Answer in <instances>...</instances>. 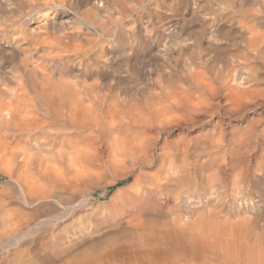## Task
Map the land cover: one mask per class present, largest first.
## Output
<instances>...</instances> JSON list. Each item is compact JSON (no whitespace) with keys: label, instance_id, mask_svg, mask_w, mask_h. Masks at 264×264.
I'll use <instances>...</instances> for the list:
<instances>
[{"label":"bare ground","instance_id":"obj_1","mask_svg":"<svg viewBox=\"0 0 264 264\" xmlns=\"http://www.w3.org/2000/svg\"><path fill=\"white\" fill-rule=\"evenodd\" d=\"M28 1L31 2L33 8H32V10L26 11V9H24V7H23L26 4V0H0V16L3 15L4 11L7 10L8 5L11 3H16V4L18 3L19 10H20V14L15 15L14 18L10 19V22H8L10 30L13 29L12 44L14 47H13L12 55L14 57V60L16 61V67H17L16 71L19 74V76H16V78H17L16 90L11 89L13 91L9 94V98L7 97V99H9V101L6 100L7 101L6 102L4 100L5 103L0 104V152L3 153V155L5 154L7 156L6 157L7 159L8 158L9 159L14 158L16 160L20 159L23 162V164L27 167L26 168L27 170L25 169L26 170V172L24 173L25 177H23L22 182L19 180V179H21V177H16V178H19V179H17V181H18L20 187L23 189V191L27 190V189H25L24 184L29 183L28 179L30 178V176H32L31 174L34 172L33 170L35 168H39V170L42 171L43 173H41L40 171L38 173L42 174L43 176L46 174V177H47L48 173L53 172V173H55L56 176H54V177L56 178L58 175L59 169H60L58 166V163H60L59 159H63L64 155L66 153L68 155H70L72 152H74L76 150V146H79V144L82 141H84V139L86 140V138H87V140H88V137H91V139L94 142L95 139L97 140L101 137L100 131L94 130L95 127H97V129H98V126H99L100 127L99 130H101L103 132L104 130L110 129V124L113 125L112 128H115V131H119L120 129H122L121 128L122 126L129 125L128 129L129 130L131 129V131H132V128H133V131H134V128H136L135 132L137 134V137L135 136L136 138H134V141L137 144H135V147H133V148L130 145L132 149L126 147L125 150H127V149L128 150L131 149V150H129V152H127L126 154L124 153V156H128L132 159H137V163L138 162L141 163L143 161V159L141 158V155H143V154L147 155V153H149V151L152 152L151 149L157 147V144H158L159 145L158 148L160 150V152H159V157H160L159 166L160 167L158 169L159 172L157 170V172H158V173H156L157 176L155 175L156 180H157V184L159 185V183H162V185L165 186V185H170V184L172 185V183H173L176 185V190H174V188H172V189L174 191H176L175 194L173 195V199H174L173 201H175L177 203V205L179 204L182 207L186 203L191 204V202L194 199L202 201V202L204 201L205 202L204 207L206 209H204L202 203L200 204V206L198 205V207L201 208V205H202V207L204 209V210H202V213L206 214L209 217L211 224H213L214 226L218 227V226H222V224H224V226H225V223L226 224L227 223L234 224V223H237L238 221H241V222L250 223L249 228L251 230L255 231V229H258V230H261L262 232H264V209H263L264 208V202L262 201V199H264V198H261V196H260V194L263 193L262 196L264 197V153L263 152H262L261 159L258 160L259 159L258 158L256 160H254V161L258 160L254 164H251L250 161L247 159L246 164H247V162H248V164L247 165L244 164L245 167L240 166L238 169L233 168L236 171L233 172L232 175H230L231 177L226 178V177H224V175H223V177H220L219 176L220 173L218 170H214L213 172L205 174V172L207 171V170H205L204 173L202 172L203 174H201V173L199 174L200 176L198 178V182H196L197 179H195L196 181H194V177H195L194 175L196 174L195 167L197 166L198 163L203 165V163H202L203 161L200 162L201 157H203L202 155L207 154L208 156H211L214 153L217 154L216 152L218 150L220 152V149L226 148V147H228V145H231V144H233V142L237 141V140L232 141V139H229L230 143L228 144L227 137H226V131H225L227 128L224 130V128L222 126L223 120L222 119H217V120L215 119L216 122H214L215 123L214 128L211 129L210 131H208L207 133L202 134L196 140V142H198V144L200 143L199 145L198 144L194 145V143H192L193 141L189 140V138H188V140H186V138H184L185 141H184V143L182 141L183 144H181L179 141L174 143L173 142L174 139H173V141L170 140V142L171 141L173 142V143H170L167 139V136L164 137L163 142H161L164 134L171 132V130L173 129L174 126H179V127H182L184 125L186 126L189 123H191L190 121H192L191 125L193 124L192 126H194L193 121H195L196 116H198L200 114L202 117L208 116L209 118H211V121H212L213 118L218 117L219 112H221V110L224 109V106H228L225 114H230V113L232 114L237 110L239 111L240 108L247 110L251 106L253 107L254 103H256L255 105H257L258 104L257 102L259 100H261V102L264 103V89H262L263 87H260L261 88L260 89L257 86L259 89H251L252 86L249 87V85H248L251 82V79L253 80V78H255V75L253 73L255 71H257L258 66L260 64L264 63V59L261 58V54L264 53V30H261L262 28L259 25V23H261L260 20H262V18H264V1L263 0H262V3L259 4V6L257 4L258 7L256 9H247V8L239 7L237 4L238 0H181V2H179L178 8H176V11L174 10V12H173V11H170L169 9H166V12H168V14L166 13L167 16H165V17L160 15V14H157L156 16L158 18V25H159L158 29H160V30L162 29V31L170 30V31H172V33H174V35H186L188 37V39H185V38L183 39V41L188 40V60L185 58L187 61L181 65L180 64L181 62H179V60L177 59L176 61L178 62V65H177V67H175V69L171 70L172 72H168L169 70H167V66H163V65L161 66L163 68V70L160 71V72H162L161 73V81L159 83L157 81L159 91L157 93L155 92L152 94H150L148 91V93H146L147 95L145 94L146 95V102H144L145 104H143V103L141 104L140 103L141 101L140 102L136 101L135 103L133 101L131 103L123 102L124 97L122 95V99L119 98V101L121 100L120 102L123 105L119 104L118 103L119 101L115 100L114 97H112L114 95L110 96L109 93L112 91V89H111V91H109V93L104 91V88H102L101 82H99L100 80L98 82L96 81V83H94V82L92 83V82H89L88 79L94 71L99 73L100 70L103 69L104 67H106L108 64L110 67L115 68V70L117 71V73H118V86L124 89V88L129 87L128 84H130L134 80V78L132 76H134V75L139 76L142 69H143V71H145L147 73L152 71V68L147 67V65L140 67L142 65H140V66L138 65L139 59L137 56H135V57H137L136 62L132 64V62L129 61V62H131L132 65L131 64L130 65L132 67L130 66L131 68H129V66H128V69H132V71L134 73H132V71H131V73L134 75H132L130 73V75H132V76H130L131 78L128 77L126 79V77H127L126 73L127 72L125 70V67H126L125 62H126V58H128V56H127L128 54H126V52L123 51L124 50L123 47H126L127 44H131L134 47H137L139 45L138 43L140 42L139 39H142V35H143L142 30L143 29L139 28V23L141 24V22L144 18V14L139 11V5L142 3V0H131V1H127V0H71V2H69V3L66 2L65 0H28ZM160 1H161V4H163L165 6L167 5L168 7H170L169 0H160ZM240 1H242V0H240ZM245 1H247V0H245ZM156 4H157V2H156ZM29 6H28V8H29ZM158 6L161 7V5H158ZM149 7H151V6L149 5ZM68 10L69 11L72 10V11L69 12ZM154 11H156V10H154ZM152 13H153V11H152ZM184 13L188 14V23L186 22V18L184 16ZM147 15H149V14H147ZM129 18H130V20H132L131 29L133 30V32H131V33H133V37H131V39H129V36H127L126 33L124 32L126 29L124 21H126V19H129ZM37 19H41L44 21V23L42 22L43 26H41L42 29L44 28L43 31L42 32H40V31L34 32L33 30L29 31L27 26H26V23H30V22L35 23L37 21ZM130 20H129V22H130ZM148 21H149V19H148ZM263 21L264 20H262V22ZM80 23L81 24L87 23V25H89V27H94V28L96 27L97 29H99L101 31L100 32L101 37L99 38L97 36L99 38L98 41L100 42V44H102L104 42V39H107V40L111 41L113 44L115 43L117 45L115 48V56L113 55L114 57L111 58L112 61L110 59L109 53H107V50H108L107 47H104L101 45L103 48L100 46L101 47L100 52L99 53L96 52L97 51L96 40L90 46L89 45L86 46L87 48L85 46L80 45V44H76L78 40L74 41L76 43H74L73 41L71 42L69 40H68V42L66 41V39H68V38H66L67 36L65 34H61V33L68 32L69 36H70V34L77 36L80 33V29L83 28L82 25L77 26ZM0 26H2V25H0ZM148 26H149V23H148ZM154 26H156V25H154ZM35 27H36V25H35ZM39 28L40 27H38V30H40ZM129 28H130V26H129ZM153 29L154 28H152V30ZM5 30H6V28H5ZM4 35H6V34H4ZM82 35L83 34H81V36ZM151 35H152V33H151ZM229 35H232L231 37H233V38L239 39L240 43H242L241 44L242 46L240 45L241 47H238L236 45V43H224V41H225L224 37L229 36ZM145 36H146V34H145ZM95 37H96V35H95ZM73 38H75V37H73ZM144 38L148 39L149 35H148V38H147V36ZM77 39H79V38H77ZM146 39H143L144 44H147L148 42H150V40H146ZM161 39H162V41H164V38H161ZM204 42H206V47H204ZM106 44H105V46H106ZM109 44H110V42H109ZM172 47H167V42H162L160 44H157V49H155V54L151 57V58H153L152 61H154L155 58L158 59V58L165 57L166 54L168 53L167 51L170 50ZM177 48H179V47L174 46V50ZM206 50H209L208 54H206ZM90 52L91 53L95 52L96 54L90 55V60H89L90 62L85 63L84 70L80 66H79V68H77L74 77L71 76L72 78L71 77L70 78L69 77L64 78L65 74L62 72H64L65 70L61 71L60 70L61 67L59 68L60 72H58V73L56 72V68H58L57 65H59L58 63L62 62L64 59H66V62H68V60H69L68 58H70L71 55H77L78 56V55L82 54V55L86 56ZM219 52L224 53V55H222V57H220L218 55ZM9 53H10V51H9ZM127 53H130V51L129 52L127 51ZM131 53H132V51H131ZM152 54H153V52H152ZM180 55H182V54H180ZM0 56H1V54H0ZM106 57H107L106 60H102V58L104 59ZM145 58H149V57L146 56ZM108 59H110L109 62H107ZM162 59H164V58H162ZM134 60L135 59H133V61ZM64 62H65V60H64ZM69 62H68V64H69ZM72 62L73 61H71V63ZM143 62H145V61H143ZM172 66L174 67L176 65L174 64ZM10 67H8V68H10ZM12 67H13V65H12ZM63 68H64V65H63ZM129 72H130V70H129ZM157 74H156V76L158 79L159 74L158 75ZM66 75H68V74H66ZM70 75H71V73H70ZM262 75H261V77H263ZM80 77H83V78H80ZM153 77L154 76H152V78ZM259 77H257V78H259ZM262 79L264 80V78H262ZM136 81H135V83H136ZM13 82H14V80H13ZM152 83H153L152 85H154V82H152ZM145 85H147V84H145ZM136 88H137V86H136ZM151 88H153V87H151ZM154 88H156V87H154ZM1 91L3 93L2 89H0V93H1ZM115 94H117V96H120L119 91H118V93L116 92ZM131 96H132V94H131ZM135 96H136V94H135ZM129 97H127V98L129 99ZM135 100H137V99H135ZM222 100H225L224 101L225 104L224 105L222 104L223 106L221 105ZM0 101L2 102V99ZM250 103H252L253 105H251ZM244 104L249 105L250 107L246 106ZM2 105L3 106L5 105V106L3 107ZM22 105H24V106H22ZM255 105H254V107H255ZM246 110L244 112H239V113L243 114L246 112ZM222 113H223V111H222ZM239 113H238V115L240 116ZM263 113H264V110H263ZM242 114H241V116H242ZM236 115H237V113H236ZM106 117L112 118L111 122H109V121L107 122V120H104V119H107ZM221 118H223V117H221ZM258 118L259 117H257V119ZM236 119H237V117H236ZM252 119H255V118H251V120ZM203 120L205 121V118ZM101 121L102 122L104 121V122L102 123ZM197 121L202 123V121L201 120L199 121V119L196 120V123H198ZM100 122L102 123V125H100L101 124ZM252 122H253V120H252ZM226 124H228V123H226ZM249 124H250V122H249ZM262 124H264V122H262L261 119H258V121L256 122V125H254L252 128H249L250 130H248V132L246 131L247 134H249V133L255 134V132H257L261 128ZM119 126H121V127H119ZM245 127L247 128L246 124H245ZM238 130H241V129H238ZM263 130H264V128H263ZM45 131H46V135L45 134L44 135L39 134L42 132L44 133ZM262 132H264V131H262ZM111 133H112V131H111ZM236 133H237V131H236ZM233 134H232V138H233ZM244 134L245 133H243V135ZM108 135H110V133ZM128 135L126 137H128ZM255 135L257 137V134H255ZM262 135L264 136V133ZM65 137H67V143L66 144H68V149H67V147L65 148V145H66L65 144L66 139L64 142ZM84 137H86V138H84ZM103 137H106V136H103ZM109 137H111V136H109ZM182 137H184V136H182ZM249 137H251V136L249 135ZM229 138H231V137H229ZM238 140H240V139H238ZM243 140H245V139H243ZM243 140H242V143H243ZM248 140H245L244 144ZM89 141H90V139H89ZM250 141H251L250 143H253L252 139H250ZM104 142H106L105 145L108 146L107 142H109V140L108 141L105 140ZM85 143H86V141H85ZM87 143H89V142H87ZM130 143H131V141H130ZM256 143L258 144V142H256ZM127 144H129V143H127ZM253 144H255V143H253ZM91 145L94 146V144H91ZM109 145H111V144H109ZM260 145H261V143H260ZM88 146H90V145H88ZM250 146L252 148L251 144L249 145V147ZM255 146H256V144H255ZM102 147H101V149H102ZM109 148H110V150H112V148L110 146H109ZM248 149H246V151H248ZM93 150L96 151V153H98V154H99V152L102 153L101 152L102 150L97 151V148H95ZM240 150L238 151V149H237L238 152H240ZM246 151L242 152L243 153L242 155H244V153ZM79 152H78V154H79ZM91 152L89 155L93 156ZM232 152H235V151L233 150ZM250 152H252V151H250ZM250 152H247V156H248V153L250 154ZM75 153H74V156H76ZM87 153H89V152H87ZM96 153H95V155H96ZM104 153H105V151H104ZM230 153H231V151H230ZM85 154L86 153L84 152L83 155H85ZM222 154H221V156H223ZM36 155H40V157L38 156L39 158H36L37 157ZM103 155H105V154H103ZM232 155H233V153H232ZM82 156L80 155V158ZM214 156H216V155H214ZM236 156H237V154H236ZM247 156H244V159H245V157L247 158ZM106 157H107V155H106ZM145 157H147V156H145ZM232 157L233 156H231V158ZM258 157H260V156H258ZM100 158H102V157L100 156ZM107 158H109V157H107ZM212 158H214V157H212ZM1 159H2V157H1ZM5 160H3V159L0 160L1 161L0 164H2V166H3L2 161L5 162ZM16 160H14V161L16 162ZM35 160L37 161L36 164H35ZM101 160L102 159H100V161ZM110 160H109V162H110ZM113 160H111V161H113ZM205 160H207V159H205ZM222 160H223V158H222ZM235 160L237 163L238 160L236 159V157H235ZM100 161L97 160L94 163H98V165H99ZM114 161H116L115 164H117V160H114ZM225 161L227 162V159ZM230 161H232V160H230ZM61 162H63V160ZM223 162H224V160H223ZM94 163H91V164L93 165ZM106 163H108V162L106 161ZM106 163H105V166H106ZM142 163H144V162H142ZM150 163H152V162L150 161ZM78 164H80V159H79ZM81 164H80V167H82ZM86 164H85V167L83 168L84 170L86 168ZM110 164L112 165L114 163L112 162ZM18 165L19 164H17V166ZM65 165H66V163H65ZM136 165H138V164H136ZM204 165H205V162H204ZM234 165H232V166L234 167ZM4 166L7 167L6 165H4ZM95 167H94V169H95ZM203 167L205 169V166H203ZM15 168H14V170H15ZM62 168L63 167H61V169ZM105 168H107V167H105ZM229 168H232V167H229ZM2 169H7V168H2ZM99 169L101 170L100 167H99ZM8 170H9V167H8ZM20 170H21V168H20ZM36 170L37 169H35V171ZM63 170H64V168H63ZM100 170H99V172H100ZM109 170H111V169H109ZM13 171H12V173H13ZM74 171H76V170L74 169ZM95 171H97V173H99L98 170H94V172ZM5 172L8 173L7 170ZM17 172H18V170L16 171V173L15 172L14 173L18 174ZM89 172H90V170H89ZM146 172H147V170H146ZM223 172H224V169H223L222 173ZM228 172L231 173L232 171L230 172V169H229ZM19 173L21 174L22 170ZM35 173L33 174L34 177L36 175H38V174L35 175ZM62 173H64V177H65L67 174V171L64 170ZM9 174H11V172H9ZM72 174L75 175L74 172ZM226 174L228 175L227 172H226ZM21 175L23 176V174H21ZM52 175H54V174H52ZM87 175H89L88 172H87ZM87 175L84 174L85 177ZM91 175L92 174H90V178L92 177ZM93 175L95 176L96 174H93ZM143 175H145V174H143ZM227 175H225V176H227ZM82 176H80V178L84 179L85 177L83 176L84 177L83 178ZM149 176H150V174H149ZM44 177H42V178H44ZM54 177H51V178H54ZM110 177H111V175H110ZM150 177H152V176H150ZM14 178H15V176H14ZM37 178H39V175L37 176ZM87 178H89V176ZM100 178H101V175H100ZM137 178L138 177H136V179ZM148 179H150V178H148ZM152 179H154V177H152ZM13 180H15V179H13ZM57 180L55 179L53 181L56 182ZM66 180H68V179H66ZM75 180H76V178H75ZM156 180L155 179L153 180L154 183L156 182ZM158 181H159V183H158ZM64 182H66V181H64ZM67 182H69V181H67ZM132 182H133V180H132ZM138 182H139V180H138ZM30 183L32 184L31 181H30ZM31 184H30V186H31ZM37 184H38V186H41L43 184V179H42L41 185L39 183H37ZM45 185H46V187H44L42 189L37 187L39 189V191L42 190L40 193V196L38 198V200H40V201L42 199H46V201H47L48 200L47 198L51 199V197L53 196L54 191H55L54 185L49 186V185H47V183H45L44 186ZM70 185H71V182H70ZM76 185L78 186V184H76ZM81 185H82V183H80V186ZM26 186L29 189L30 186L29 185H26ZM157 186H156V188H157ZM149 187L151 188V186H149ZM165 187L167 188L168 186H165ZM129 188H131V187H129ZM145 188H147V187H144V189ZM30 189H32V187ZM135 189H137V188H135ZM154 189H155V187H154ZM65 190H66V188H65ZM67 190H69V189H67ZM70 190H72V189H70ZM139 190H140V192H139V194H140L141 189H139ZM31 191L32 190H30V192ZM124 191H123V193H124ZM159 191L162 192L163 190L161 191V189H160ZM166 191H167L166 194L171 192L170 190H166ZM168 191H170V192H168ZM174 191H173V193H174ZM131 192H129V193H131ZM33 193H34V191H33ZM173 193L171 192L170 194L172 195ZM132 194H133V192H132ZM143 194H144V192H143ZM153 194L155 195L156 193H153ZM57 195H61V194H57ZM145 195H148V194H145ZM117 197H118V195H117ZM133 197H135V194ZM152 197L154 198V196H152ZM24 198H25V196H24ZM167 198H168V196H167ZM170 198H172V197H170ZM116 199H118V200L121 199V196H120V198L118 197ZM122 199H123V196H122ZM137 199H139V198H137ZM158 199L159 198H157L156 201ZM64 200H65V198H64ZM135 200H136V198H135ZM135 200H133V202ZM147 200H148V198H147ZM23 201H24V199H23ZM85 201H87V200L85 199ZM113 202L117 203L115 201H113ZM161 202H162V200H161ZM54 204H55V201H54ZM63 206H64V204H63ZM70 206H72V205L70 204ZM112 206H114V204H112ZM8 207L11 210V207L10 206H8ZM193 207H192V209H193ZM22 208H24V206ZM56 209L58 210V208H56ZM182 209H184V208L182 207ZM12 210H11V212H12ZM26 210H28V209H26ZM61 210L62 209H60V211ZM64 210H65V208H64ZM184 210H187V209H184ZM8 211H6L7 215H8ZM14 211H16V209ZM29 211H31V210H29ZM56 211H54V214ZM125 211H126V209H125ZM134 211H135V207H134ZM190 211L193 213L192 210H190ZM190 211H187L188 215H189L188 212H190ZM177 212H178V210H177ZM177 212L175 210V212L172 213V219L171 220H173V219L175 221L178 220V218H179L178 216L180 214H177ZM198 212H200V211L198 210ZM1 213H3V212H1ZM32 213L30 215H33V217L38 216L36 214L34 216V214H32ZM143 213H142V215H143ZM178 213H180V212H178ZM202 213H200L199 216L200 215L203 216ZM52 214H50V215H52ZM121 214H123V213H121ZM14 215H15V213H14ZM30 215H28L29 219H30ZM41 215H42V213H41ZM41 215L39 213L38 219L40 218ZM43 215H44V213H43ZM46 215H47V213H46ZM0 216H1V214H0ZM190 216H193V215H190ZM50 217L52 218V216H50ZM4 218H3V220H4ZM42 218H44V217H42ZM59 218H62V217H59ZM64 218H66V217L64 216ZM127 218H128V216H127ZM68 219H71V218H68ZM0 220H2V219L0 218ZM5 220H7V217L5 218ZM5 220H4V222H6ZM9 220H11V219L9 218ZM31 220H32V216H31ZM43 220H45V219H43ZM34 221L36 222V220H33L32 223H35ZM204 221H205V219H204ZM248 221H250V222H248ZM4 222H3V224H4ZM41 222L44 223L42 220H41ZM41 222L39 221L38 224L35 223L34 225L30 222L32 224V226L30 227V229H27V230L32 231L35 227H37V225H40ZM261 223H263V224H261ZM202 224H203V222H202ZM44 225H46V222ZM25 227H27V226H25ZM206 228H207V226H206ZM1 229H3V228H1ZM20 229H22V228H19V229L17 228V231ZM23 229H24V227H23ZM208 229H209V227H208ZM27 230H25V231H27ZM6 231H5V236H8V239L4 240L3 243L1 242V244H0V251L1 252L9 250L12 247L18 246V244L22 240V237L26 234L25 231L24 232L22 231L23 234L20 233L17 235H15V234L13 235L12 234L13 231H12L11 234H12L13 238L12 237L10 238L9 237L10 233H7V234H9V235H7ZM29 231H27V232H29ZM209 231H210V229H209ZM228 231H229V229H228ZM154 232H156V231H154ZM206 232H207V230H206ZM224 232H227V230H225ZM18 233H19V231H18ZM39 233H40V231H39ZM166 233H168V232H166ZM248 233H250V231ZM27 234H29V233H27ZM250 234H248V237ZM2 236H4V234L1 235L0 237L2 238ZM158 236H160V235H158ZM246 237H247V233H246ZM229 238H231V237H229ZM251 238H252V235H251ZM218 240H219V238H218ZM236 240L238 241V239H236ZM248 240L249 239H247V241ZM252 240H253V238H252ZM225 241L227 242V240H225ZM230 242H231V240H230ZM222 244H221V247H222ZM248 244H250V243H248ZM232 246H234V245L231 244V247ZM231 250H232V248H231ZM15 251H16V248H15ZM236 251H237V249H236ZM224 252L225 251H223V253ZM239 252H240V250H239ZM228 253H230V252H228ZM232 253L233 252H231V254ZM242 255H243V253H242ZM226 256L229 257L228 255H226ZM254 257H255L254 255L249 254L246 258L245 264H255ZM231 258H233V257H231ZM224 259H225V257H224ZM227 259H229V258H227ZM227 259H225V260H227ZM230 260H231V262H233L232 259H230ZM221 262L224 264V262L222 260H221ZM218 263H220V262H218ZM233 264H234V262H233ZM238 264H240V262H238Z\"/></svg>","mask_w":264,"mask_h":264},{"label":"rangeland","instance_id":"obj_2","mask_svg":"<svg viewBox=\"0 0 264 264\" xmlns=\"http://www.w3.org/2000/svg\"><path fill=\"white\" fill-rule=\"evenodd\" d=\"M65 1L68 3L71 2V0H65ZM127 1H131V0H127ZM156 2H157V4H156ZM179 2H181V0H169L170 7H168L167 5L165 6V5L161 4L160 0H153V1L152 0H142V3L139 5V11L144 14V18H143L141 24L139 23V28L143 29L142 30L143 35H142V39H139L140 42L138 44L140 46L138 45L137 47H134L131 44H127L126 47H123L124 48L123 51L126 52V54H128L127 55L128 58H126V62H125V66H126L125 70L127 72V73L125 72L127 74L126 79L128 77L131 78L130 76L134 75V74H132L134 72L132 71V69H128V66H129V68H131L132 67L131 65L136 62L137 57L139 59L138 65L139 66L142 65L140 67H143L145 65H147V67H149V68L151 67L152 68V71H150L151 73L148 72L149 73L148 74L147 72L143 71V69H142L139 76L138 75L132 76L134 78V80L132 79L133 81L130 84H128L129 87L123 89V88L118 86V73H117V71L115 70V68H112L107 64V66L104 67L103 69H101L99 73L94 71L92 73V75H90L88 81L92 82V83L93 82L96 83V81L98 82L100 80L99 82H101L102 88H104V91L109 93V91H111V89H112V91L114 90L113 92L111 91L112 93L110 92L109 94H110V96L114 95L112 97H114V99L117 101H119V98L122 99V95H123V97H124L123 102L131 103L133 101L135 103L136 101L137 102L141 101L140 102L141 104L142 103L145 104L144 102H146V95H147L146 93H148V91L150 94L155 93V92L157 93L159 91L157 84L161 81V73L162 72H160V71L163 70V68L161 66L162 65L167 66V70H169L168 72H172L171 70L175 69V67H177V65H178V62L176 61L177 59L179 60V62H181L180 63L181 65L188 60V40L183 41L184 38L188 39V37L186 35H174V33H172V31H170V30H167L168 31L167 32L165 30L162 31V29L161 30L158 29L159 25H158V18L156 15L160 14L164 17L167 16L168 12H166V9H169L170 11H173V12H174V10L176 11V8H178V6H179ZM261 3H262V0H251V1L250 0H247V1L238 0L237 4L239 7H243V8H247V9H256L259 6V4H261ZM257 4H258V6H257ZM149 5L151 7H149ZM158 5H161V7ZM28 6H29V8H28ZM23 7H24V9H26V11L32 10V8H33L31 2L28 0H26V4ZM154 10H156V11H154ZM70 11H72V10H70ZM152 11H153V13H152ZM17 14H20L18 3L17 4L11 3L8 5L7 10L4 11L3 15L0 16V23H1L0 25H2V26H0V28H1L0 29V54H1V56H0V89H2L3 93H4L3 94L2 91L0 93L1 94L0 100L2 99V102L0 101V104H2V103L4 104L6 100L9 101V99H7V97L9 98V94L14 89L16 90V88H17L16 87L17 86L16 76H19V74L16 71V68H17L16 67V61L14 60V57L12 55V51H13V47H14L12 44L13 29L11 28L12 30H10V27L8 25V22H10V19H13L14 16ZM147 14H149V15H147ZM184 16L186 18V22L188 23V14L184 13ZM148 19H149V21H148ZM129 20H130V18L126 19V21H124L125 27H126L124 32L126 33L127 36H129V39H131V37H133V33H131V32H133V30L131 29L132 20H130V22H129ZM262 20H264V18H262ZM262 20H260L261 23H259V25L262 28L261 30H264V26H263L264 21L262 22ZM42 22L44 23L43 20L37 19V21L35 23H31V22L26 23V26H27L29 31L33 30L34 32H37V31L42 32L44 29V28L42 29V27H41V26H43ZM148 23H149V26H148ZM35 25H36V27H35ZM80 25H82L83 28L80 29V33L78 35L76 34L77 36H75L73 34H70V36H69L68 32H66L67 34L61 33V34H65L67 36L66 38H68V39L65 38L67 42H68V40L71 42L78 40L77 43L76 42H74V43L80 44V45L86 47L88 45L90 46L96 40V42H97V51L96 52L97 53H99L101 50V47L104 46V47L108 48L107 53H109L110 59L115 56V48L117 46L115 43L113 44L111 41L104 39L105 43L103 42L102 44H100L98 39L101 37V35H100L101 31L99 29H97L96 27L95 28L89 27V25H87V23L86 24L80 23L77 26H80ZM154 25H156V26H154ZM129 26H130V28H129ZM38 27H40L39 28L40 30H38ZM151 27L154 28L153 29L154 31L152 30ZM5 28H6V30H5ZM144 33L146 34L147 38L149 35L148 39L144 38V37H146ZM151 33H152V35H151ZM4 34H6V35H4ZM81 34H83V35L81 36ZM95 35H96V37H95ZM229 36L224 37V40H225L224 43H236V45L238 47L242 46L241 45L242 43H240L239 39L231 37L232 35H229ZM73 37H75V38H73ZM76 37L79 39H77ZM161 38H164V41H162ZM143 39L150 40V42H148L147 44H144ZM109 42H110V44H109ZM162 42H167V47L173 46L172 47L173 49L171 48L172 50L170 49L167 51L168 53L166 54V56L162 57L164 59H162V58L156 59L155 58L154 61H152L153 58H151V57L155 54V49H157V44H160ZM105 44H106V46H105ZM174 46H177L179 48L174 50ZM204 47H206V42H204ZM9 51H10V53H9ZM127 51L128 52L130 51V53L132 51V55L130 56L129 53H127ZM152 52H153V54H152ZM208 52H209V50H206V54H208ZM221 53L222 52L218 53V55L220 57H222V55H224V53H222V54ZM92 54H96V53L90 52L86 56H84L82 54H80L78 56L77 55H71L70 58H68L69 59L68 62L70 61L69 64H68V62H66V59H64L65 62L63 60L62 62L58 63L60 66L57 65L58 68H56V72L58 73V72H60V70L61 71L65 70L64 72H62L65 74L64 78L65 77L70 78L71 76L74 77L75 72H76L77 68H79V66L82 67V69L84 70V68H85L84 65H85V63L90 62L89 61L90 55H92ZM180 54H182V55H180ZM135 56H137V57H135ZM146 56H148L149 58H145ZM106 59H107V57L104 59L102 58V60H106ZM110 59H108L107 62H109ZM133 59H135V60L133 61ZM71 61H73L75 64L73 62L71 63ZM111 61H112V59H111ZM129 61H131L132 64ZM143 61H145L146 63ZM171 64L172 65L175 64L176 66L173 67ZM12 65H13V67H12ZM63 65H64V68H63ZM260 65H262V64H260ZM260 65L258 66L257 71H255L253 73L255 75V78H253V80L251 79V82L248 84L249 87L252 86L251 89H259L260 87H263L262 89H264V80L262 79V78H264V74H263L264 68H262ZM8 67H10V68H8ZM59 68H60V70H59ZM129 70H130V72H129ZM131 71H132V73H131ZM70 73H71V75H70ZM130 73L132 75H130ZM66 74H68V75H66ZM156 74L159 77L158 79H157ZM261 75L263 77H261ZM152 76H154V77L152 78ZM257 77H259V78H257ZM80 78H83V77H80ZM13 80H14V82H13ZM135 81H136V83H135ZM157 81H158V83H157ZM152 82H154V85H152L153 84ZM145 84H147V85H145ZM136 86H137V88H136ZM150 86L153 88H151ZM154 87H156V88H154ZM11 89H13V90H11ZM118 91H119L120 96H117V94H115L116 92L118 93ZM131 94H132V96H131ZM135 94H136V96H135ZM127 97H129L130 100ZM135 99H137V100H135ZM120 101L118 102L119 104H121ZM224 101L225 100L221 101L222 102L221 105L225 104ZM257 103L259 105L258 104L255 105L256 103H254L255 107L252 103H250L251 105H253V107L256 110L252 106L250 107L249 105L244 104L246 106H249L250 108H248L247 110L245 109L246 112L243 114L239 113V112L245 111L244 109H241V108H240L241 110L239 109V111L237 110L232 114L231 113L225 114L228 106H224V109H222L221 112H219L218 117L213 118L212 121H211V118H209L208 116L202 117L200 114V115L196 116L195 121H193L194 126H192L193 124L191 125L192 121H190L191 123H189L186 126L185 125L182 127L174 126L173 129L171 130L172 133L171 132L165 133L161 142H163L164 137L167 136V139L169 142H170V140L173 141V139H174V141H173L174 143L179 141L181 144H183L185 141L184 138H186V140H188V138H189V140L193 141L192 143H194V145H196V144H198V142H196L198 137H200L202 134L207 133L208 131L213 129L214 124H215L214 122H216L217 119H222L223 120L222 126H223L224 130L227 128L225 131H226V137H227L228 144L230 143L229 139H232V141H234V140H237V141L233 142V144H231V145H228V147L230 146L229 148L228 147L223 148L224 150L220 149V152L218 150L216 152L218 155L215 153L211 156H208L207 154H203L202 155L203 157H201V159H200L201 160L200 162L203 161L202 162L203 165L198 163L199 165L197 164V166L195 167L196 174L195 175L193 174V175L195 176L194 181H196L195 179H197L196 182H198V178L200 176L199 174L200 173L203 174L205 170H207L205 172V174L213 172L214 170H218L219 173L221 174V175L219 174L220 177H223V175L226 178L231 177L230 175H232L233 172L236 171L234 169H238L240 166L245 167V165L248 164V162L246 164L247 159L250 161L251 164H254L255 162H257L258 160L261 159L262 152L264 153V145H263L264 144V142H263L264 136L262 135L264 133V132H262V131H264L263 130L264 124H262L261 128L257 132H255V134H257V137L255 134H250V133L247 134L248 130H250L249 128H252L254 125H256V122L258 121V119H261L262 122H264V113H263L264 103L261 102V100H259ZM121 105H123V104H121ZM22 106H24V105H22ZM222 111H223V113H222ZM236 113H237V115H236ZM238 113L240 114V116L238 115ZM241 114H242V116H241ZM221 117H223V118H221ZM236 117H237V119H236ZM257 117H259V118L257 119ZM204 118H205V121L203 120ZM251 118H255V119H252L253 122H252ZM198 119H199V121L201 120L202 123H200L198 121L197 122L199 124L196 123V120H198ZM104 120H107V122L108 121L111 122L112 118H107ZM249 122H250V124H249ZM102 123L100 125H102ZM226 123H228V124H226ZM245 124H246L247 128L245 127ZM121 126H119V127H121ZM128 126L129 125L122 126L121 127L122 129H120L119 131H115V128H112L113 125L110 124V129L104 130L103 132L101 130H99L100 129L99 126H98V129H97V127H95L94 130L100 131V135L102 138L100 137L97 140L95 139L96 142L95 141L93 142L91 137H88V140L86 137H84V138H86V140L84 139V141H82L79 144V146H76V150L74 152H72L73 151L72 150L71 151L72 153L70 155H68L66 153L67 155L65 154L63 159H59V162L61 163V164L58 163L59 168L61 169V167H63L64 170L67 171V174L65 177H64L65 172L62 173L64 171L63 168L61 170L58 168L59 172H58V175L56 178L54 177L56 175L53 172L48 173L49 175L47 174V177L45 174L44 175L46 177L45 178L42 174L38 173L40 171L39 168H35L38 171L37 170L35 171V169H34L33 170L34 172L31 174L32 176H30V178L28 179L29 183H30V181L32 182V184L30 183L31 186L29 183L24 184L25 189H27L26 191H23V189L20 187V185L17 181V179H19V178H16V177H21V179H19V180L22 182L23 177H25L24 173L26 172L27 167L23 164V162L20 159H18V160L14 159V158H11V159L8 158L7 159L6 158L7 156L5 154L3 155V153L0 152V160L6 159L5 162L2 161L3 166H2V164H0V211L3 209L1 211L3 213L0 212V214H1L0 218L2 219V220H0V222L2 223V224L0 223V230H1L0 234L1 235L4 234V236H2L3 239L0 237V244H1V242L3 243L4 240L8 239V236H5L6 230H7L6 234L10 233V235L9 234H7V235H9V237L11 238L12 234L13 235L14 234L17 235L20 233L23 234L22 231L24 232L25 230L30 229L32 224L33 225L35 223L38 224L39 221L41 222V220L44 222V223L41 222V224L37 225V227H35L32 231H29V230H27L29 232L25 231L26 234L22 237V240H21L22 243L20 242L18 244V246L12 247L11 249L6 250V251H2V252L0 251V255H1L0 256V263L1 264H35V263L36 264H221L222 263L221 260H222L224 262V264H233V262H234V264H238V262H240V264L241 263L245 264L247 256L249 254H252L255 256L254 257L255 264H264V232H262L261 230H258V229H255V231L251 230L249 228L250 223L241 222V221H238L237 223H234V224H231V223L226 224L225 223V226H224V224H222V226H218V227L214 226L213 224H211L209 217L206 214L202 213V210L206 209L204 207L205 206L204 201L202 202V201L194 199L191 202V204L194 207L190 203H186L185 205L182 206L184 209H187V210H184V209H182V207L179 204L177 205V203L175 201H173L174 200L173 195L176 192V191H174V190H176L175 184L172 183V185L170 184L171 186L165 185V186H168L169 188L168 187L166 188L165 186H163L162 183H159V181H158L159 185L157 184V180H156L155 175L157 176L156 173L159 172L158 169L160 167L159 166V163H160L159 152H160V150L158 148L159 147L158 144H157V147L151 149L152 152L149 151V153H147V155H144V154L141 155V158L143 159L142 162H144V163H142V162L137 163V159H132L128 156H124V153L126 154L127 152H129V150H131L133 147H135V144H137L134 141V138L137 137V134L135 132L136 128H134V131L132 128V131H133L132 132L131 129L130 130L128 129ZM238 129H241V130H238ZM235 130L237 131V133ZM111 131H112V133H111ZM109 133H110V135H108ZM243 133H245V134L243 135ZM39 134H41V135L45 134L46 135V131L44 133L42 132ZM232 134H233V138H232ZM127 135H128V137H126ZM249 135L251 137H249ZM103 136H106V137H103ZM109 136H111V137H109ZM182 136H184V137H182ZM229 137H231V138H229ZM65 139H66V142H65ZM89 139H90V141H89ZM238 139H240V140H238ZM243 139H245V140L249 139V140L246 141V143L244 144L245 140H243ZM250 139H252V142L255 143L256 146H255V144L250 143L251 142ZM105 140H107V141L109 140V142H107L108 146L105 145L106 144V142H104ZM242 140H243V143H242ZM85 141H86V143H85ZM130 141H131V143L133 142L134 144L133 143L131 144ZM172 141L170 143H173ZM182 141H183V143H182ZM64 142H65V144L67 143V137L64 138ZM87 142H89V143H87ZM256 142H258V144ZM108 143L111 145H109ZM127 143H129V144H127ZM260 143H261V145H260ZM91 144H94V146ZM250 144L252 145V148L254 146L255 147L252 149L251 146L249 147ZM88 145H90V146H88ZM130 145L132 146V148ZM109 146L112 148V150H110ZM66 147L68 149V144L65 145V148ZM101 147H102V149H101ZM126 147L131 148V149L125 150ZM95 148H97V151L102 150L101 151L102 153H100V152H99V154L96 153V151L93 150ZM228 149L231 151V153ZM237 149H238V151L241 149L240 152H238ZM246 149H248V151H246ZM233 150L235 152H232ZM104 151H105V153H104ZM244 151H246V152L244 153V155H242L243 154L242 152H244ZM250 151H252V152H250ZM78 152H79V154H78ZM84 152L86 153L85 155H83ZM87 152H89V153H87ZM90 152L92 153L93 156L89 155ZM247 152H250V154L248 153V156H247ZM74 153L76 156H74ZM95 153H96V155H95ZM232 153H233V155H232ZM103 154H105V155H103ZM221 154L223 156H221ZM236 154H237V156H236ZM80 155L81 156L83 155V156L80 158ZM106 155L109 158H107ZM214 155H216V156H214ZM36 156H37L36 158L40 157V155H36ZM100 156L102 158H100ZM145 156H147V157H145ZM231 156H233V157L231 158ZM244 156H247V158L245 157V159H244ZM258 156H260V157H258ZM1 157H2V159H1ZM212 157H214V158H212ZM235 157L238 160L237 163H236ZM222 158H223L224 162H223ZM79 159H80V164L82 163L81 164L82 167H80V164H78ZM96 159L99 161H100V159H102L100 161L99 165H98V163H94L95 161H97ZM110 159L111 160H113V159L117 160V164H115L116 161H114V160L111 161ZM205 159H207V160H205ZM226 159H227L228 163L225 161ZM256 159H258V160L254 161ZM14 160H16V162ZM62 160H63V162H61ZM109 160H110V162H109ZM230 160H232V161H230ZM106 161L108 163H106ZM150 161L152 163H150ZM90 162L94 163L93 164L94 166ZM112 162L114 164L111 165L110 163H112ZM204 162H205V165H204ZM0 163H1V161H0ZM36 163H37V161L35 160V164ZM65 163H66V165H65ZM105 163H106V166H105ZM17 164H19V165L17 166ZM85 164H86V168L84 170L83 168L85 167ZM136 164H138V165H136ZM231 164L232 165L235 164L236 166L234 165V167H233ZM4 165H6L7 167H5ZM98 166L101 168V170L99 169ZM203 166H205V169ZM8 167H9V170H8ZM13 167L15 168V170ZM19 167L22 170L21 174H23V176L19 173V172H21ZM94 167H95V169H94ZM105 167H107V168H105ZM229 167H232V168H229ZM2 168H7V169H2ZM74 169L76 171H74ZM109 169H111V170H109ZM152 169L153 170L155 169V170L153 171ZM223 169H224V172L222 173ZM229 169H230V172L232 171L231 173L228 172ZM6 170L8 171V173L5 172ZM17 170H18V172H17L18 174H15ZM89 170L91 173L89 172ZM94 170H98V172L100 170V172L97 173V171L94 172ZM146 170H147V172H146ZM157 170H158V172H157ZM12 171H13V173H12ZM72 171L75 173V175L77 177L74 174H72L73 173ZM225 171L228 173V175L226 174ZM9 172H11L12 175L9 174ZM40 172L43 173L42 171H40ZM87 172L89 173V175H87ZM34 173H35V175L38 174L39 178H37L38 175H36L34 177V175H33ZM52 174H54V175H52ZM84 174H86L87 176L85 177ZM90 174H92L91 178H90ZM93 174H96V175L94 176ZM143 174H145V175H143ZM149 174H150V176L154 177V179L156 180V182H155L156 184L153 181L154 179H152V177H150ZM100 175H101V178H100ZM110 175H111V177H110ZM225 175H227V176H225ZM14 176H15V178H14ZM80 176H82L84 179L80 178ZM88 176H89V178H87ZM42 177H44V178H42ZM51 177H54L56 180L57 179L58 180L56 182H54L53 180H55V179L51 178ZM136 177H138V178L136 179ZM75 178H76V180H75ZM148 178H150V179H148ZM13 179H15V180H13ZM42 179H43V184L41 185ZM44 179L45 180L47 179V180L45 181ZM66 179H68V180H66ZM132 180H133V182H132ZM138 180H139V182H138ZM64 181H66V182H64ZM67 181H69V182H67ZM44 182L47 183V185H49V186L54 185L55 191H54V194L51 197V199L47 198L48 199L47 201H46V199H42L40 201V200H38V198H39L42 190L39 191V189L37 187H39L40 189L46 187V185L44 186V184H45ZM70 182H71V185H70ZM37 183H39L42 187L38 186ZM80 183H82V185H81L82 187L80 186ZM76 184H78V186ZM26 185L30 186L29 189L32 187V189H30V190H32L31 192ZM149 186H151V188ZM156 186H157V188H156ZM129 187H131L132 189ZM144 187H147V188L144 189ZM154 187L156 190L154 189ZM65 188H66V190H65ZM135 188H137V189H135ZM172 188H174V190ZM67 189H69V190H67ZM70 189H72V190H70ZM139 189H141V193H140L141 195L139 194V192H140ZM160 189H161V191L162 190L163 191L160 192L159 191ZM165 189L170 190L172 193L174 191V193L171 195L170 194L171 192L168 191L170 193L166 194L167 191ZM33 191H34V193H33ZM123 191H124V193H123ZM131 191L133 192V194ZM129 192H131V193H129ZM143 192H144V194H143ZM152 192L156 193L157 195L156 194L154 195ZM57 194H61V195H57ZM131 194L133 196L135 194V197H133ZM145 194H148V195H145ZM117 195L119 198L121 196V199H119V200L116 199V198H118ZM262 195H263V193L260 194L261 198H264ZM24 196H25V198H24ZM122 196H123V199H122ZM152 196H154L155 199ZM167 196H168V198H167ZM170 197H172V198H170ZM64 198H65V200H64ZM135 198H136V200H135ZM137 198H139V199H137ZM147 198H148V200H147ZM157 198H159L158 199L159 201L158 200L156 201ZM23 199H24V201H23ZM85 199L87 201H85ZM133 200H135V201L133 202ZM161 200L163 203L161 202ZM54 201H55V204H54ZM113 201H115L117 203H114ZM262 201L264 202V199H262ZM201 203H202L204 209H203L202 205H201V208L198 207V205L200 206ZM63 204L65 207L63 206ZM70 204L72 206H70ZM112 204H114V206H112ZM8 206L11 207V210L13 209L12 212ZM23 206H24V208H22ZM134 207H135V211H134ZM192 207H193V209H192ZM56 208H58V210ZM64 208H65V210H64ZM15 209H16V211H14ZM26 209H28V210H26ZM60 209H62V210L60 211ZM125 209H126V211H125ZM29 210H31V211H29ZM71 210L72 211L74 210V211L72 212ZM175 210H176V212H177V210H178V212H180V213L177 212V214H180L178 216L180 219L178 218V220H176V221L174 219L171 220L172 219V213H174ZM190 210H192L193 213ZM198 210L200 212H198ZM6 211H8V215H7ZM54 211L57 212V213L55 212L56 215L54 214ZM187 211H190V212H188L189 215L187 214ZM14 213H15V215H14ZM31 213L34 214V216H35V214L38 216L33 217V215H30ZM39 213H40V215L42 213V215L38 219ZM43 213H44V215H43ZM46 213L49 217L46 215ZM49 213L50 214L53 213V214L50 215ZM121 213H123V214H121ZM142 213H143V215H142ZM200 213H202L203 216H201V215L199 216ZM28 215H30V219H29ZM190 215H193V216H190ZM31 216H32V220H31ZM50 216H52L53 219ZM64 216L66 218H64ZM127 216H128V218H127ZM4 217L5 218L7 217V220H5ZM8 217L11 220H9ZM42 217H44V218H42ZM59 217H62V218H59ZM3 218L7 223L4 222ZM68 218H71V219H68ZM43 219H45V220H43ZM204 219H205V221H204ZM33 220H36V222L34 221L35 223H32ZM2 221L4 222L5 225L3 224ZM45 222H46V225H44ZM202 222H203V224H202ZM248 222H250V221H248ZM261 224H263V223H261ZM25 226H27V227H25ZM206 226H207V228H206ZM23 227H24V229H23ZM41 227L42 228L44 227V228L42 229ZM208 227H209L210 231H209ZM1 228H3L4 230ZM17 228L18 229L22 228L23 230L22 229L18 230L19 231V233H18ZM228 229H229V231H228ZM38 230L40 231V233ZM206 230H207V232H206ZM225 230H227V232H224ZM248 230L250 231L251 234L248 233L249 232ZM154 231H156V232H154ZM11 232H12V234H11ZM166 232H168V233H166ZM27 233H29V234H27ZM246 233H247V237H246ZM248 234H250L249 237H248ZM158 235H160V236L162 235V236L160 237ZM251 235H252L253 240L251 238ZM229 237H231V238H229ZM218 238H219V240H218ZM224 239L227 240V242ZM236 239H238V241ZM247 239H249V240L247 241ZM230 240L232 243L230 242ZM248 243H250V244H248ZM221 244H222V247H221ZM231 244L234 246L231 247ZM15 248H16V251H15ZM231 248L233 251L231 250ZM236 249H237V251H236ZM239 250H240V252H239ZM223 251H225V252L223 253ZM228 252H230V253H228ZM231 252H233L232 253L233 255L231 254ZM242 253H243V255H242ZM226 255H228L229 257H227ZM224 257H225V259H227V258H229V259L225 260ZM231 257H233V258H231ZM230 259H232L233 262H231ZM218 262H220V263H218Z\"/></svg>","mask_w":264,"mask_h":264},{"label":"snow or ice","instance_id":"obj_3","mask_svg":"<svg viewBox=\"0 0 264 264\" xmlns=\"http://www.w3.org/2000/svg\"><path fill=\"white\" fill-rule=\"evenodd\" d=\"M261 58L264 59V53L261 54ZM261 67L264 68V63H262Z\"/></svg>","mask_w":264,"mask_h":264},{"label":"clouds","instance_id":"obj_4","mask_svg":"<svg viewBox=\"0 0 264 264\" xmlns=\"http://www.w3.org/2000/svg\"><path fill=\"white\" fill-rule=\"evenodd\" d=\"M129 55H132V53H129Z\"/></svg>","mask_w":264,"mask_h":264}]
</instances>
